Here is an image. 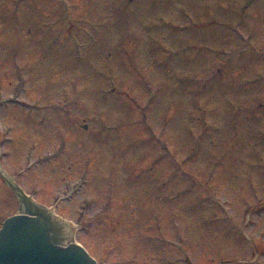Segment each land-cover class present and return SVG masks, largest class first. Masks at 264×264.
Here are the masks:
<instances>
[{"label":"rangeland","instance_id":"obj_1","mask_svg":"<svg viewBox=\"0 0 264 264\" xmlns=\"http://www.w3.org/2000/svg\"><path fill=\"white\" fill-rule=\"evenodd\" d=\"M0 168L100 264H264V0H0Z\"/></svg>","mask_w":264,"mask_h":264},{"label":"water","instance_id":"obj_2","mask_svg":"<svg viewBox=\"0 0 264 264\" xmlns=\"http://www.w3.org/2000/svg\"><path fill=\"white\" fill-rule=\"evenodd\" d=\"M53 211L24 199L21 213L0 229V264H99Z\"/></svg>","mask_w":264,"mask_h":264},{"label":"trees","instance_id":"obj_3","mask_svg":"<svg viewBox=\"0 0 264 264\" xmlns=\"http://www.w3.org/2000/svg\"><path fill=\"white\" fill-rule=\"evenodd\" d=\"M212 264H215V263H212Z\"/></svg>","mask_w":264,"mask_h":264}]
</instances>
